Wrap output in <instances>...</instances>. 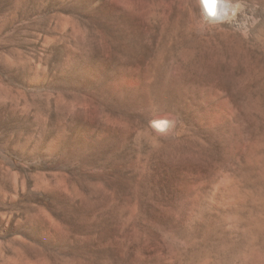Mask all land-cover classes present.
I'll use <instances>...</instances> for the list:
<instances>
[{
    "label": "rangeland",
    "instance_id": "1",
    "mask_svg": "<svg viewBox=\"0 0 264 264\" xmlns=\"http://www.w3.org/2000/svg\"><path fill=\"white\" fill-rule=\"evenodd\" d=\"M218 7L0 0V264H264V0Z\"/></svg>",
    "mask_w": 264,
    "mask_h": 264
},
{
    "label": "clouds",
    "instance_id": "2",
    "mask_svg": "<svg viewBox=\"0 0 264 264\" xmlns=\"http://www.w3.org/2000/svg\"><path fill=\"white\" fill-rule=\"evenodd\" d=\"M219 0H201L203 10L208 18H218Z\"/></svg>",
    "mask_w": 264,
    "mask_h": 264
},
{
    "label": "bare ground",
    "instance_id": "3",
    "mask_svg": "<svg viewBox=\"0 0 264 264\" xmlns=\"http://www.w3.org/2000/svg\"><path fill=\"white\" fill-rule=\"evenodd\" d=\"M224 6H225V5H224ZM219 9H220V7H218V12H219ZM222 11H224V10H221V13H222ZM220 15H221V14H220ZM220 15H219V16H220ZM219 16H218V17H219ZM221 17H222V16H221Z\"/></svg>",
    "mask_w": 264,
    "mask_h": 264
}]
</instances>
